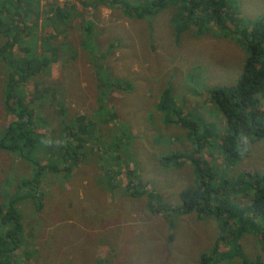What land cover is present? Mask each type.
I'll list each match as a JSON object with an SVG mask.
<instances>
[{
  "label": "rangeland",
  "instance_id": "1",
  "mask_svg": "<svg viewBox=\"0 0 264 264\" xmlns=\"http://www.w3.org/2000/svg\"><path fill=\"white\" fill-rule=\"evenodd\" d=\"M125 1L141 0H107V5L93 4V0H39L42 11L37 18L38 27L39 20L46 25L43 19L49 15V2L63 3L70 13L65 31L57 33L56 29L53 34L57 24L52 23L50 46L55 49L51 50V65L47 67L64 73L62 80L66 83L74 82L75 76L82 102L76 105L67 95L69 98L63 97L65 104L72 107L75 115L91 113L94 117V110L98 109L96 79L101 70L109 68L112 76L122 79L128 87L110 89L104 108L120 113L128 122V129L125 132L115 126L110 135L104 132L106 145L112 141L108 148L98 140L80 142L75 138L73 143L80 148L78 169L69 165L67 181L61 178L58 160L55 171L39 169L37 188L44 190V200L48 201L39 211L30 202L20 203L19 208L26 233L25 247L35 248L39 256L36 261L30 257L27 264H196L198 254L211 247L218 235L215 219L190 211L170 215L169 226L168 212L163 211V204H179L181 189L197 188L196 165L201 164L185 156L193 150L190 140L183 136L186 127L181 122L164 120L159 101L163 102L166 94L174 98L181 117L186 114L187 119L193 120L188 128L195 126L197 134L207 129L209 141L202 148L201 160L206 162L203 165L214 168L213 182L225 186L224 195L244 212L242 215L250 214L246 210L251 189L240 187L237 178L244 171L264 170V139L246 143L238 157L224 159L218 141L225 129L224 119L212 106L208 91L214 85L227 88L235 83L246 54L227 28L235 26L238 32L249 29L264 11V0H222L220 21L225 22L224 27L216 24L219 21L207 20L209 14L198 8L189 16L186 6H178L173 0H165L157 12L143 21L133 19L122 13ZM84 11H89L94 23L92 48L80 46ZM16 16L13 14L12 18ZM43 30L36 27L35 32L41 34ZM114 43H118L115 48H107ZM2 53L0 56L7 59V51ZM10 55L13 60L21 53L14 45ZM1 57L0 73L7 64ZM25 93V97L30 96L27 89ZM2 97L0 82V131L13 118L3 107ZM258 97V108L264 109V90ZM32 105L34 110L38 108L34 101ZM120 114L115 115L122 122ZM112 115L104 113V118L115 121L116 116ZM165 115L172 116L168 112ZM48 121L47 127L35 131L46 140L43 143L53 144L51 154L45 152L47 147L43 145L24 155L0 150V209L17 178H27L37 169V163L55 157L57 144L63 147L61 140L68 137L65 125L57 123L56 118ZM103 128L107 130L108 123ZM109 148L116 154L115 164L107 159ZM160 154H171L173 158L164 168L157 166L156 156ZM120 162L124 167H120ZM156 205L160 206L157 210ZM226 219L230 221L229 216ZM250 225L254 228L242 231L236 241L244 256L264 264V220L258 217L241 222L243 227ZM236 227L237 224L233 228ZM222 249L227 251L228 247ZM48 251L53 253L47 254ZM238 261L235 256L231 263L224 260L218 264Z\"/></svg>",
  "mask_w": 264,
  "mask_h": 264
},
{
  "label": "trees",
  "instance_id": "2",
  "mask_svg": "<svg viewBox=\"0 0 264 264\" xmlns=\"http://www.w3.org/2000/svg\"><path fill=\"white\" fill-rule=\"evenodd\" d=\"M165 0H141L136 3H127L125 1L122 6V13H125L130 18L143 21L162 7ZM178 3V6H186V13L190 16L194 14V8L204 13H208L207 20L215 21L218 26L224 27L225 22L220 21L222 0H173ZM49 15L38 27L37 18L41 15L42 8L39 6V0H0V39L3 40L0 44V54L3 50L7 51V59L1 57L4 63V72L0 73V82H3V97L2 105L6 112L12 114L13 118L5 123V127L0 131V150L7 152H15L19 155H24V152L29 154L33 151H38L40 146H45V152L51 154L53 152V144L43 143L46 140L35 129L43 130L48 126V119H57V123L65 125V132L68 135L61 133L63 147L57 144L58 148L54 149V156L42 160V163H37V169L26 177H19L12 185V193L7 194V198L3 199L0 209V264H27L32 257V261H36L38 251L33 247H25L26 233H24L23 218L20 211V203L30 202L33 204V209L39 211L45 205L44 190L37 188L40 180V171H55L57 166L56 160L60 162L61 178L68 180L69 165H74L78 169L76 163L78 159L79 146L73 143L75 138L77 141H99L101 145L108 148L112 141L106 142L103 134L110 135L112 129L121 126L123 131L127 132L128 122L124 120L120 113H114L111 108H104L109 90L113 87L121 88L128 87L122 79L112 76V72L101 70V75L96 79V101L98 109L94 110V117L90 113H82L75 115L72 107L65 104L63 97L69 98L70 95L73 101L78 105L82 102V97L79 85L74 82H65L62 80L64 73H56L54 70H49L47 67L51 65L52 51L55 49L50 46L52 38V23L55 21L57 28L53 27V34L65 31L67 27V19L70 17L69 10L60 2H49ZM107 0H93V4L107 5ZM45 10V11H46ZM16 14L15 18L12 15ZM35 15V17H33ZM38 16V17H37ZM195 18H199L197 14ZM7 19H6V18ZM11 19V20H9ZM81 38L80 46H95L94 44V23L90 18L89 11H84L81 15ZM19 23L16 25V23ZM193 22V19H192ZM215 22H213L215 24ZM44 26V27H43ZM38 29H43L42 33L35 32ZM220 27V26H219ZM235 39L242 44L245 51V58L242 62L240 71L236 81L227 88L214 85L209 88L208 95L212 106L220 112L224 119L225 129L218 136L219 147L224 159L229 161V158H236L240 155L241 148L251 141L264 139V109H259V93L264 90V11L258 16L249 29H241L238 32L233 28H227ZM231 30V31H230ZM36 39L39 44H36ZM118 43L109 44L107 48H115ZM17 47V51L21 53L20 57L10 59L13 46ZM83 45V46H82ZM21 47V51L19 50ZM39 48V51L36 49ZM47 50H50L46 53ZM22 53H25L23 56ZM95 72V70H94ZM44 75V76H43ZM31 85V86H30ZM30 86V88H29ZM25 89L30 96L25 93ZM108 97V96H107ZM33 99V100H32ZM37 102L35 103V100ZM34 106H38L34 110ZM159 101V106L163 112L165 121L171 123L181 122L186 131L183 136L190 140V148L193 149L186 158L200 165L197 166L199 175L197 179V188L191 191L188 188H183L178 192L179 204L166 205L163 204V211L168 212L166 217L168 225L171 226L170 215L196 212L204 217H211L217 222V237L207 251L198 254L196 264H218L221 262H232L233 257L239 258L238 264H260L255 259L249 260L241 252V247L236 241L242 231L253 229L254 226H241L242 223H247V219L261 218L264 220V170L257 172L244 171L239 179L240 187L250 188L251 198L247 204L249 215H242L240 209H237L234 204L226 198V189L224 185L215 184L213 178L215 176L214 168L201 159L204 156L202 148L205 146L209 138L204 131L197 134L194 131L195 126L188 128L187 125H192L193 120L187 119L188 115L181 117L179 115L180 108L175 105L174 98L163 95V102ZM210 106V107H212ZM170 113L172 116L165 115ZM105 114L121 115L122 122L104 118ZM89 114V115H88ZM110 120V122H109ZM108 123V129L104 130L103 125ZM90 127V130L87 128ZM113 127V128H112ZM124 133V132H123ZM80 135L83 137L81 138ZM114 146V145H113ZM116 146V145H115ZM108 160L115 164L116 154L108 149ZM157 166L164 168L169 165L172 160V155H158ZM45 158L44 156L42 159ZM120 167H124V163L120 162ZM176 164V163H175ZM224 184V180H221ZM221 189H224L221 192ZM228 193V189H227ZM43 196V197H42ZM160 208L156 205L155 210ZM150 210V208H149ZM230 218L227 221L226 217ZM246 219L243 220V218ZM238 227L235 229V225ZM219 225V227H218ZM262 230H258L261 233ZM261 239V238H260ZM258 239L257 242L260 240ZM223 246L228 247L227 251L222 249ZM33 250L28 253V251ZM47 254L53 251L46 252ZM21 261V263H19ZM27 261V262H26ZM228 263V264H229ZM43 264V263H35Z\"/></svg>",
  "mask_w": 264,
  "mask_h": 264
}]
</instances>
